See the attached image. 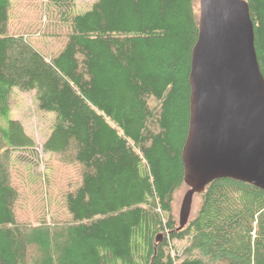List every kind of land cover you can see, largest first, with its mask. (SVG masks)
<instances>
[{"label":"trees","instance_id":"trees-1","mask_svg":"<svg viewBox=\"0 0 264 264\" xmlns=\"http://www.w3.org/2000/svg\"><path fill=\"white\" fill-rule=\"evenodd\" d=\"M246 1L264 77V0ZM10 4L0 0V264H264L263 189L217 178L182 228L172 212L186 185L195 0H94L81 12L48 0L50 29L63 31L49 57L10 31ZM14 89L33 90L37 109L54 113L42 150L75 166L64 225L16 217L9 161L35 145L7 119Z\"/></svg>","mask_w":264,"mask_h":264},{"label":"water","instance_id":"water-1","mask_svg":"<svg viewBox=\"0 0 264 264\" xmlns=\"http://www.w3.org/2000/svg\"><path fill=\"white\" fill-rule=\"evenodd\" d=\"M191 50L189 120L181 151L188 186L178 228L194 194L217 178L264 190V77L246 0H199Z\"/></svg>","mask_w":264,"mask_h":264},{"label":"rangeland","instance_id":"rangeland-1","mask_svg":"<svg viewBox=\"0 0 264 264\" xmlns=\"http://www.w3.org/2000/svg\"><path fill=\"white\" fill-rule=\"evenodd\" d=\"M48 0H11L9 11L10 31L23 34L31 44L46 56L58 48V41L51 37L62 30L50 29L46 5ZM94 0H74L75 10L84 11ZM195 11L199 14V0H195ZM15 106L7 119L19 121L24 132L33 139L34 148L17 149L12 152L9 169L12 182L20 194L16 204L17 219L30 226L40 224L64 225L69 215L64 207V193L74 185L75 166L69 162L70 155H52L42 150V145L50 133L53 112L37 109L35 92L14 89ZM4 125L7 124L2 120ZM7 121V120H6ZM187 185H182L174 194L172 212L178 220L181 203ZM199 197L194 194L190 215L198 207ZM64 223V224H63ZM59 228V227H57ZM188 241L174 240L170 244L171 254H179ZM38 248L33 247L30 254L39 257Z\"/></svg>","mask_w":264,"mask_h":264}]
</instances>
